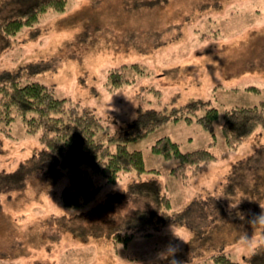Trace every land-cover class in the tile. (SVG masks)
I'll list each match as a JSON object with an SVG mask.
<instances>
[{
    "label": "rangeland",
    "instance_id": "374dc122",
    "mask_svg": "<svg viewBox=\"0 0 264 264\" xmlns=\"http://www.w3.org/2000/svg\"><path fill=\"white\" fill-rule=\"evenodd\" d=\"M137 1L67 0L63 11H46L10 36L6 46L1 47L0 37V71L17 70L22 83L38 81L67 104L94 111L104 127L96 138L103 141L107 134L124 129L139 108L169 112L196 99L209 101L218 110L213 135L194 120H181L168 122L127 147L142 153L147 170L158 171L141 178L157 177L171 198L170 214L198 199L201 202L195 205L203 203L199 208L225 210L226 218L206 225L201 217L206 232L214 230L206 236L200 233L203 227L197 231L168 220L150 236L137 235L126 245L104 237H77L56 221L46 229L52 216L87 211L108 194L124 190L135 176L122 173L115 183L104 184L94 201L72 209L59 200L68 174L56 170L21 192L0 194V264H213L207 256L217 249L241 262L242 255L264 242V222H259L264 212H255L252 203L230 211L242 195L234 194V201L227 203L231 197L221 189L233 165L264 145L259 126L236 148L225 144L221 131L225 109L264 101V0H158L156 5L136 7ZM4 3L7 0H0V17L7 13ZM45 64L47 68L42 67ZM123 65L127 67L122 78L128 81L109 89V71ZM9 133L0 134V170L7 172L41 149L37 136L26 134L19 118ZM161 137L177 143L182 152L208 149L215 159L186 180L172 176L169 171L178 161L150 151ZM263 172L262 166L257 173L243 171L246 189H254L253 202L260 209L264 191L255 190L254 178ZM93 176L95 183L100 182L101 177ZM212 194L221 203L202 200ZM53 230L59 235L51 237Z\"/></svg>",
    "mask_w": 264,
    "mask_h": 264
},
{
    "label": "trees",
    "instance_id": "16d2710c",
    "mask_svg": "<svg viewBox=\"0 0 264 264\" xmlns=\"http://www.w3.org/2000/svg\"><path fill=\"white\" fill-rule=\"evenodd\" d=\"M158 2L138 0L135 4L139 7L153 3L156 5ZM66 4L67 0H7L3 4V7H7V13L0 17V37L4 39L1 47L6 46L9 37L22 27L37 22L46 11H63ZM42 67L47 68V65ZM126 67L123 65L109 71V89H115L128 81L122 78ZM132 67L140 69L136 64H132ZM18 75L17 70L0 71V134L10 135L11 123L19 118L24 132L37 136L41 149L14 170H0V194L21 192L31 181L63 169L68 174V182L59 192V200L64 208L76 209L94 201L101 187L118 181L122 173L133 172L135 175L128 180L124 190L108 194L87 211H80L69 217L52 216L46 229L52 228V223L55 225L56 221L77 237H104L112 243L126 245L137 235L150 236L168 220L187 224L197 231H201L203 227L205 230L200 233L206 236L214 230L206 232L203 223L220 224L226 218L227 215L223 212L225 210L216 213L213 206L199 208L203 203L195 205L198 199L182 211L170 214L171 198L157 177L141 178L142 174L158 171L147 170L142 153L127 147L129 142L145 137L156 128L181 120H194L213 135V122L218 116V110L210 106L209 101L196 99L180 107H172L169 112L139 108L135 118L124 129L118 133L107 134L106 141H103L96 138L97 133L104 127L94 111L76 104H67L66 99L56 97L53 88L38 81L22 83ZM200 111L202 114L198 115ZM258 126L264 132V101L251 107H231L223 112L221 131L225 144L230 148L239 146ZM150 151L164 159H176L178 162L169 174H179L185 180L215 159L205 148L182 152L179 145L168 137L157 139L151 145ZM259 166L264 171V145L257 146L253 155L233 165L231 175L221 189L224 195L231 197L227 203L234 201V194L241 193L242 198L230 211H241L247 204L252 203L255 212H264V209L258 207V202H253L256 198L253 195L254 189H246L247 183L243 174L245 168L257 173ZM93 175L101 177L100 182L95 183ZM254 181L255 190L264 191V172L261 177L256 175ZM207 199L211 203L216 201L214 204L221 203L213 194L202 200ZM252 219L254 218L251 217ZM262 231L264 233V228ZM50 233L51 237L59 235L56 230ZM207 259L213 264H264V242L259 243L250 253L242 255L241 262L231 259L221 249L208 254Z\"/></svg>",
    "mask_w": 264,
    "mask_h": 264
},
{
    "label": "clouds",
    "instance_id": "9594fccd",
    "mask_svg": "<svg viewBox=\"0 0 264 264\" xmlns=\"http://www.w3.org/2000/svg\"><path fill=\"white\" fill-rule=\"evenodd\" d=\"M259 222H264V215L259 218Z\"/></svg>",
    "mask_w": 264,
    "mask_h": 264
}]
</instances>
